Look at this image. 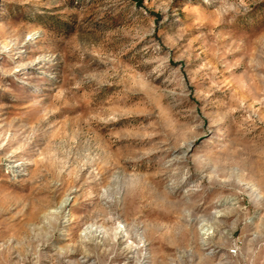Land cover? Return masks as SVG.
Segmentation results:
<instances>
[{"label":"rangeland","instance_id":"obj_1","mask_svg":"<svg viewBox=\"0 0 264 264\" xmlns=\"http://www.w3.org/2000/svg\"><path fill=\"white\" fill-rule=\"evenodd\" d=\"M0 264H264V0H0Z\"/></svg>","mask_w":264,"mask_h":264},{"label":"bare ground","instance_id":"obj_2","mask_svg":"<svg viewBox=\"0 0 264 264\" xmlns=\"http://www.w3.org/2000/svg\"><path fill=\"white\" fill-rule=\"evenodd\" d=\"M67 199H65L64 201H63V204L62 205H66V203H67Z\"/></svg>","mask_w":264,"mask_h":264}]
</instances>
